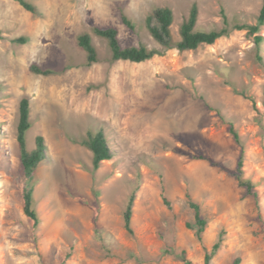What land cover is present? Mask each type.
Masks as SVG:
<instances>
[{"label":"rangeland","instance_id":"rangeland-1","mask_svg":"<svg viewBox=\"0 0 264 264\" xmlns=\"http://www.w3.org/2000/svg\"><path fill=\"white\" fill-rule=\"evenodd\" d=\"M24 1L37 14L18 0H0V264H183L173 255L183 250L203 264L204 247L210 251L219 240L211 264H264V40L262 63L246 31L131 63L112 62L107 41L92 34L115 27L123 47L154 48L145 19L158 7L173 10L178 41L193 4L197 30L211 31L223 26L222 9L231 23L256 24L263 0ZM85 33L99 56L91 67L77 42ZM20 38L25 42H13ZM33 65L52 74L34 73ZM23 98L31 109L28 148H36L38 136L46 145L33 182L36 228L23 208L27 180L17 142ZM230 124L241 137L244 177L258 204L233 175L198 158L236 170L242 148ZM100 129L113 158L94 171L81 142ZM186 193L207 220L204 247L188 227L195 215ZM132 194L130 235L124 213Z\"/></svg>","mask_w":264,"mask_h":264},{"label":"trees","instance_id":"trees-1","mask_svg":"<svg viewBox=\"0 0 264 264\" xmlns=\"http://www.w3.org/2000/svg\"><path fill=\"white\" fill-rule=\"evenodd\" d=\"M18 2L28 12L37 14V10L32 4L24 0H18ZM199 16L200 11L198 6L197 4H193L190 8L188 16L184 19L179 27L180 40L175 41L172 34V26L175 21V14L173 10L168 6L156 8L145 19V26L147 31L159 45V47L154 48H149L146 45L123 47L119 39V31L115 27H95L92 30V34L107 41L111 51L112 62L128 61L131 63H143L156 56H164L169 51L174 49L178 50L179 52L195 51L203 45H213L217 40L223 37H228L235 31H246L248 36L254 37V42L257 47V61L260 63L263 62V58L261 57L259 51L264 37L259 35V32L262 26H264V0L256 24L240 22L231 23L224 9H222L221 16L223 26L219 29H214L211 31H200L197 30ZM122 21L123 24L129 29L133 30L135 28L127 15H122ZM2 38L3 37L0 32V39ZM13 42H25V39L20 38L14 40ZM77 42L78 46L83 49L87 55L86 65L88 67H91L92 65L99 62L98 51L93 43L91 34L85 33L80 35ZM31 70L34 73L45 76L52 74L51 70L40 69L36 65H33L31 67ZM31 127L32 123L30 102L27 98H23L20 102V117L17 127V142L20 151V170L22 175L27 180V184L23 190V208L24 213L33 222V225L36 228L40 223V218L38 212L34 207L35 187L33 182L36 170L38 169L39 165L46 159V145L44 138L42 136H38L35 142L36 148L34 150H29L26 136ZM229 132L233 136L235 142L242 148L235 171L228 170L222 163L213 161L210 158H206L204 156H199L198 158L208 160L212 165L221 167L222 169L233 175L238 181L239 186L245 190V195L252 196L257 201L258 192L255 189L254 184L249 179H246L244 177V151L241 137L232 124L229 125ZM81 143L92 153V166L94 171L99 170L105 161L111 160L113 158V151L103 129H100L96 132L89 131L87 135L82 139ZM162 194L165 205L170 208L171 203L165 196L164 190ZM186 199L188 206L195 215L194 226L188 225V227L195 229L196 237L204 247L203 235L207 227V220L202 215L200 205L192 199L189 193H186ZM134 202L135 194H132L129 198L124 213V227L130 235L134 234L132 228ZM221 242L222 241L219 240L210 251H208V249L204 247L206 254L203 264H211L214 255L221 246ZM173 255L183 264H195L192 260L189 259L187 251L185 250L181 251L180 253H173ZM240 263V259H236L233 262V264Z\"/></svg>","mask_w":264,"mask_h":264}]
</instances>
